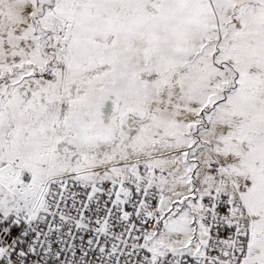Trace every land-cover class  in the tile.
Wrapping results in <instances>:
<instances>
[{"label": "snow or ice", "instance_id": "obj_1", "mask_svg": "<svg viewBox=\"0 0 264 264\" xmlns=\"http://www.w3.org/2000/svg\"><path fill=\"white\" fill-rule=\"evenodd\" d=\"M0 264H264V0H0Z\"/></svg>", "mask_w": 264, "mask_h": 264}]
</instances>
